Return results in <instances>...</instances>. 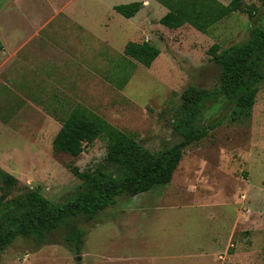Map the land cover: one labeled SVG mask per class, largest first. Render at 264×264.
Listing matches in <instances>:
<instances>
[{"label": "rangeland", "instance_id": "obj_1", "mask_svg": "<svg viewBox=\"0 0 264 264\" xmlns=\"http://www.w3.org/2000/svg\"><path fill=\"white\" fill-rule=\"evenodd\" d=\"M46 1L52 5L45 6L48 14V7L55 10L57 0ZM87 1L78 7V15L93 28L85 37L92 52L98 50L94 36L103 39L109 34L118 46L136 40L125 18L116 13L113 18L108 6ZM219 1L228 5L232 0ZM5 4L6 0H0V15L5 14ZM246 6L256 8L252 18L235 13L205 35L189 26L169 32L170 43L157 46L161 54L150 68L129 64L121 54L110 53L95 68L70 67L69 78H62L59 86L67 92L60 95V102L47 103L49 107L36 105L42 107L37 110L31 104L26 107L24 101V117L10 119L13 133L0 134V153L12 156L14 147L22 149L25 158V162L0 163V168L11 169L18 180L8 199L29 188L55 204L69 202L82 184L69 168L76 166L84 172L104 163L107 149L103 140L86 147L78 158L54 153L52 142L60 120L76 107L134 136L154 153L178 143L172 121L180 95L189 86L210 91L220 86L221 69L209 55L210 48L244 43L252 29L264 27V6L257 1H247ZM108 19L110 29L106 31L100 25ZM33 93L30 87L25 98L34 97ZM8 104L16 111L19 103ZM41 112H54L59 122ZM216 122L220 125L208 138L185 149L170 184L135 197L119 196L115 205L93 218L78 219V226L86 232L80 256L66 243L67 229L62 227L49 236V245L17 239L0 251V264H134L122 260L134 252L146 259L136 264H153L149 258L165 254V248L171 252L172 243L180 244L184 251L189 248L191 256L201 255L199 264H264V86L250 113L224 97L207 105L200 124ZM5 204L0 193V207ZM183 241L190 246L184 247ZM213 245H219L220 252L212 258ZM199 247L211 254L204 259L202 253L192 251ZM156 264L166 263L160 258Z\"/></svg>", "mask_w": 264, "mask_h": 264}, {"label": "trees", "instance_id": "obj_2", "mask_svg": "<svg viewBox=\"0 0 264 264\" xmlns=\"http://www.w3.org/2000/svg\"><path fill=\"white\" fill-rule=\"evenodd\" d=\"M247 1H257L264 6V0H232L227 6L217 0H182L165 5L169 13L160 24L171 30L190 25L206 33L235 13H245L252 18L256 8L247 7ZM141 9L140 3L114 8L126 19L135 17ZM160 54L158 47L149 42H129L124 49L127 58L145 68H150ZM209 55L221 69L220 86L212 91L189 86L183 91L172 121V133L180 141L162 152L150 151L134 136L114 128L84 108L76 107L62 120V127L52 143L54 153L78 158L86 147L103 140L107 155L104 163L94 169L83 172L76 166L69 168L82 183L73 200L55 204L38 190L29 188L8 199L18 186V180L0 168V193L7 200V204L0 207V251L19 238L31 239L37 246L49 245V236L65 227L66 243L80 256L86 232L78 226L77 220L93 218L115 205L119 196L135 197L157 186L170 184L185 149L208 138L220 125L218 122L200 124L207 105L224 97L250 113L259 88L264 86V27L252 29L244 43L225 49L214 44Z\"/></svg>", "mask_w": 264, "mask_h": 264}, {"label": "crops", "instance_id": "obj_3", "mask_svg": "<svg viewBox=\"0 0 264 264\" xmlns=\"http://www.w3.org/2000/svg\"><path fill=\"white\" fill-rule=\"evenodd\" d=\"M82 1L84 0H57V4H54L55 1H52L51 3L56 5L55 10H53L50 8L52 5L47 3L46 0H6L5 14L0 15L1 135L13 133L11 129L12 121L10 119L24 117V101L27 102L26 107L31 104L33 108L40 110L42 107L36 105L44 104L45 107H49L47 103H57L63 100V98H60V95L67 94V92L61 91L59 86L63 80L62 78H69L70 67L79 70L95 68L100 61L102 62L106 56L114 52L121 54L123 58L129 60V64H136L124 55V49L128 42L126 43L125 40L123 44L120 43V46H118L109 34L103 39L92 35L98 40L96 44L97 51L92 52L90 47H86L90 42H86L87 39L85 37L89 31H93V28L78 15V7L82 5ZM90 1L99 6H108V14L113 18H115V13L118 14L114 10L116 6L133 3L142 4V9L135 17L130 19L125 18L128 25L131 26V35L136 39L134 41L136 43L149 42L156 47L162 48L170 43L167 38L170 35L169 32L177 31L185 26L193 28L190 25H185L176 30L169 28V30H166L160 27V20L169 13V9L165 5H174L176 2L182 0ZM217 1L227 6V4L219 0ZM46 5L50 6L47 9V11L50 10L48 14L45 12ZM81 11L83 12V10ZM118 16L124 18L120 14ZM109 23L110 19L105 24L100 25V27H104L108 31L110 29ZM206 33L203 34L205 35ZM89 54H93L94 56L89 57ZM30 87L33 89L34 97L28 99L25 98V95ZM2 95L6 96V99ZM13 101L19 103L15 108L16 111H12L11 106L8 104ZM41 113L43 117L52 118L54 121L57 120V123L59 122V117L54 112ZM62 120H60V129L62 127ZM12 148L14 149L12 156L7 155V153H0V163L6 164L8 160L14 162L16 159H22L25 162L23 150ZM13 165L15 166V164ZM3 170L12 175L11 169ZM171 245H173L169 247L171 248V252L166 251L168 249L165 248V254H161L160 257L153 254L154 256L149 258L152 259L153 264H156L160 258L166 264H189L191 261L199 264L201 255L191 256V252L189 253L188 251L189 248H186L187 250L184 251L180 244L175 243L174 245L172 243ZM183 246L189 247L190 244L183 241ZM213 246L214 250H211L212 254L211 252H206L205 248L201 247L196 250L194 248L192 251H196L198 254L202 253L204 255L202 258L204 259L209 254L213 258L220 252L219 245ZM86 255L87 258L90 257L89 253H86ZM128 258H122V260L134 264L146 260H142L143 256L135 252ZM103 260L105 261V258Z\"/></svg>", "mask_w": 264, "mask_h": 264}, {"label": "water", "instance_id": "obj_4", "mask_svg": "<svg viewBox=\"0 0 264 264\" xmlns=\"http://www.w3.org/2000/svg\"><path fill=\"white\" fill-rule=\"evenodd\" d=\"M78 261H81V258H79V260Z\"/></svg>", "mask_w": 264, "mask_h": 264}]
</instances>
